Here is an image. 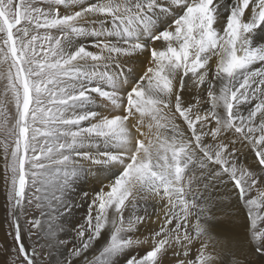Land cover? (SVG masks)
<instances>
[{
  "label": "snow or ice",
  "instance_id": "1",
  "mask_svg": "<svg viewBox=\"0 0 264 264\" xmlns=\"http://www.w3.org/2000/svg\"><path fill=\"white\" fill-rule=\"evenodd\" d=\"M0 156L11 264H264V0H0Z\"/></svg>",
  "mask_w": 264,
  "mask_h": 264
},
{
  "label": "rangeland",
  "instance_id": "2",
  "mask_svg": "<svg viewBox=\"0 0 264 264\" xmlns=\"http://www.w3.org/2000/svg\"><path fill=\"white\" fill-rule=\"evenodd\" d=\"M138 73L142 74V70H140ZM3 176H4V162H3L2 156H0V247L10 249L11 247L14 246V244H13L12 236L8 235V233L12 231V229L10 227V224L7 218L6 193L4 191ZM97 186H98L97 184L96 185L94 184V187H97ZM90 192H91V195H93V188L90 190ZM148 210L150 213L152 212L157 213V210L155 209L154 211V209H152L151 207ZM29 215L31 216V213ZM84 215H85V208L83 212L79 211L77 214L73 212V218L68 216L69 219L67 223L72 222V224H74V223L80 222V221H77V218H79L80 216L84 217ZM21 223H23V218L21 220ZM152 228L153 227L151 226V222L149 223L147 228L141 227L139 238L145 239L146 237H148L151 233L150 231L152 230ZM22 241L25 244L26 248L31 249V247L34 245L36 241V237L35 235H33L31 238H29L27 232L22 231ZM41 244H43V238L41 240ZM36 246H37L38 251L43 253V259L45 261H48L49 264H51L52 261H62L60 262V264L61 263L63 264V261L65 259L56 260L55 255L66 254V258H67L68 257L67 254H69V250H70V247L62 248L63 252L61 251V253L57 254L58 249L52 248L50 245H48L46 248H42L41 245H36ZM147 247H148L147 245L137 246L135 250H128V251L131 255H140L144 251V249ZM14 256H15V253L9 252L8 254H4L2 251H0V264H11V261L14 258ZM124 260H125V256L121 255L120 257L116 258V263L118 261H121V264H124Z\"/></svg>",
  "mask_w": 264,
  "mask_h": 264
},
{
  "label": "bare ground",
  "instance_id": "3",
  "mask_svg": "<svg viewBox=\"0 0 264 264\" xmlns=\"http://www.w3.org/2000/svg\"><path fill=\"white\" fill-rule=\"evenodd\" d=\"M85 42V44H88V45H90V39L89 40H86V41H84ZM90 50H95V49H91L90 48ZM141 60H143V56H141L140 57V59H138L133 65H132V68L134 69V71H133V73H132V75L130 76V79H134L136 76H138V75H140V73H138L140 70H142V68L143 67H146V65H142L141 64ZM254 67H258V65H255ZM125 87H127V86H125ZM95 95V94H94ZM93 108L94 109H96V110H101V111H103V105L101 104V103H99V101H98V103L97 104H95V105H93ZM87 123V122H86ZM245 152H247L248 150L247 149H245L244 150ZM252 162V156L251 155H248V157H247V163H251ZM90 181H93V178H89V180L88 181H86V180H81V181H78V185H79V187H78V189H77V192H79V191H81V190H83V191H87L88 193H89V196H91V192H90V190L93 188H96V187H94V184L96 185L97 183H95L94 181L93 182H90ZM98 185V184H97ZM98 187V186H97ZM73 199L77 202V205H79V203H80V196L79 195H74L73 196ZM83 210H84V207H79V206H77V207H75L74 209H73V212L74 213H78L79 211H82L83 212ZM156 210H157V213H155V214H158L159 216H160V221H162L163 220V218H162V216H163V214L160 212V210H159V207H157L156 208ZM138 211L139 212H142L143 211V205L141 204V208L140 209H138ZM155 211V210H154ZM73 212H72V214L71 215H69V217H71V218H73ZM81 214V213H80ZM79 217V216H78ZM82 216H80L79 218H77V221H80V222H82ZM68 217H67V221H68ZM67 221H66V223H65V227L68 229V231L67 232H65V233H63L62 234V236H64L66 239H68V240H71L72 239V237H73V235H74V232L72 231V229H71V225H72V222L71 223H67ZM160 221H157L156 220V218H155V215H153V218H152V220H151V226L153 227L152 228V230L154 229V230H159V227H160ZM75 224V223H74ZM151 230V231H152ZM150 231V232H151ZM98 243H100L101 244V246H102V242H98ZM51 246V245H50ZM62 248L63 247H57V249H58V253L57 254H59V253H61V251H62ZM64 250V249H63ZM70 251V250H69ZM63 252V251H62ZM65 253V252H64ZM68 255V254H67ZM89 255H91V253H89ZM54 256V255H53ZM55 259L56 260H60V259H62V260H64V259H66V254H64V255H62V254H59V255H55ZM256 259H259L258 257L256 258ZM59 262H62V261H59ZM118 262H120V263H118ZM116 264H121V261H118ZM62 264V263H61Z\"/></svg>",
  "mask_w": 264,
  "mask_h": 264
}]
</instances>
